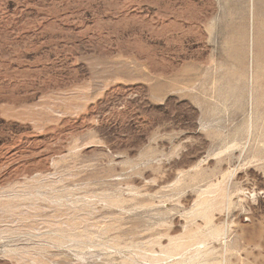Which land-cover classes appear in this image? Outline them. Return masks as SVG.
<instances>
[{
  "label": "rangeland",
  "instance_id": "rangeland-1",
  "mask_svg": "<svg viewBox=\"0 0 264 264\" xmlns=\"http://www.w3.org/2000/svg\"><path fill=\"white\" fill-rule=\"evenodd\" d=\"M0 264H264V0H0Z\"/></svg>",
  "mask_w": 264,
  "mask_h": 264
}]
</instances>
